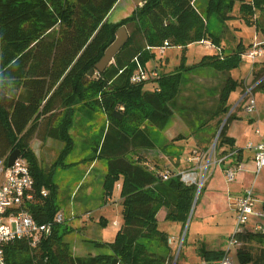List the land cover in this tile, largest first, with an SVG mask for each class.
<instances>
[{
	"label": "trees",
	"instance_id": "trees-1",
	"mask_svg": "<svg viewBox=\"0 0 264 264\" xmlns=\"http://www.w3.org/2000/svg\"><path fill=\"white\" fill-rule=\"evenodd\" d=\"M118 1L0 0V157L18 150L27 162L36 197L42 201L41 205L29 206L31 215L41 224L52 221L57 214L53 178L57 168L69 166L64 160L73 146L68 133L73 113L80 112L91 119L99 111L105 117L101 127L103 136L92 148L90 161L97 158L106 161L103 197L109 198L115 182L122 178L119 197L123 217L112 241L91 242L102 253L74 255L70 243L64 241L65 232L58 230L60 224L35 246L26 239L5 245L6 264H169L172 261L169 237L159 228L156 215L165 208V220L180 223L184 228L197 186L182 182L176 174H167L164 180L150 170L145 160L130 155L153 148L145 125L158 130L166 127L182 80L178 74L152 78L149 88H144L149 80L133 83L131 78L138 66L150 61L152 51L164 42L168 47L181 48L206 42L216 49L217 53L206 54L199 63L188 67V72L210 66L217 72L230 73L242 63L241 55L247 46L238 42L225 54L221 38L207 28L195 0H139L143 2L139 10L118 23H110L108 15ZM208 1L207 15L216 13L222 24L232 20L230 13L236 0ZM223 5L225 8L220 12ZM238 11L244 24L254 25L264 36V0L241 2ZM120 27H125L127 32L131 28L128 41L102 73L94 72L90 76L89 71L114 42ZM253 66L264 73V62ZM257 82L253 90L264 89V78ZM238 86L242 82L231 76L226 79L208 121L227 114L229 94ZM88 91L91 93L86 95ZM80 103L81 108L74 110ZM141 106L148 110L142 114L136 112ZM226 128L220 131L215 152H219V159L234 152L232 157L239 163L242 151L234 148V140L227 136ZM48 138L61 142L63 148L55 161L45 167L30 143ZM41 191L47 192L45 197ZM201 191L202 188L198 196ZM103 223L101 218L99 224ZM235 237L241 244L234 249L236 264H264V232ZM185 238L186 234L182 246ZM152 242L154 247L149 250ZM200 255L207 263H218L225 251L203 248Z\"/></svg>",
	"mask_w": 264,
	"mask_h": 264
},
{
	"label": "rangeland",
	"instance_id": "rangeland-1",
	"mask_svg": "<svg viewBox=\"0 0 264 264\" xmlns=\"http://www.w3.org/2000/svg\"><path fill=\"white\" fill-rule=\"evenodd\" d=\"M208 2V0H195L194 5L206 19L207 28L221 38V47L225 49V54L231 52L238 42L247 46L244 54L254 48H260L264 51V36L257 31L254 25L244 24L241 19L242 15L238 11L240 3H247L249 0H236L235 7L230 13L232 20L225 24L221 23L216 13L207 15ZM142 4L143 2L140 3L139 0H119L108 15V22L118 23L130 16L137 8L139 10ZM223 8H225V5L220 7V12ZM123 10L124 13L120 16ZM130 31L131 28L129 27L128 32ZM215 53H217L216 49L206 42L192 44L185 48L170 46L165 49L163 54H161L160 49H154L152 51L153 58L141 66L145 72H149L152 71L154 63L160 64L162 62L163 65L156 70L157 78L178 74L182 82L173 107V115L166 127L163 130H158L155 127L145 125L154 144L153 148L138 150L130 155V158L138 156L145 160L150 170L158 176L194 172L197 184L200 181L202 182V191L197 197L198 200H196L191 212L184 245L182 246L181 244L178 251L181 234V236L171 240L169 243L172 248V261L169 264H188V258L193 256L192 253L188 254L189 243L197 231L201 233L202 239H205L209 232H211L210 235L212 233L213 235L221 233L223 237L220 238L222 241L220 240V246L217 249H222V247L228 245L226 236L229 233V229H232L230 213L221 209L219 215H217L213 211L209 212L207 210L203 212L200 207L205 199V193H207L209 178L219 170L217 163L220 155L219 152H215L216 142L219 137V135L217 137V134L218 132L220 134L223 127L226 126L228 128L233 123L247 98H253L257 107L264 106V89L259 87L253 90L249 96L242 99L248 88L255 85L261 78H264V73H259V69L253 66L254 63L260 64L264 62V55L253 62L249 60L242 61L239 67L230 73L217 72L210 66H204L188 72V67L199 63L204 55ZM223 55L221 56L223 57ZM229 76L236 82L243 83L242 86H238L229 94V110L227 114L229 111L231 113L234 112L232 118L229 121L228 118L225 120L226 114L208 121L209 113L217 107L219 90ZM153 80L147 81L144 88H149L148 83L153 82ZM243 80L246 82L244 83ZM89 93L91 91H88L86 95H89ZM239 101L241 102L239 103ZM236 104L238 105L235 108ZM81 106L82 103L76 105V107L74 106L73 109L77 110ZM147 110L146 106H141V108L136 109V112L142 114ZM92 117L88 119L82 116L80 112L73 113L72 124L68 131L73 146L71 152L64 160V163L69 166L57 168L53 178V182L56 185V212L62 213L65 219L58 230L65 232L64 241L72 245L74 250L72 252L77 256H86L88 253L95 255L104 252L95 248L89 239H102L110 242L114 239L116 231L123 223L122 206L119 201L122 178L115 182L112 194L109 197L110 201L108 202L106 197H101L102 181L106 173V161L102 158H97L95 166L88 169V164L92 163L90 161L93 157L92 148L100 143L103 136L101 127L105 118L103 112L99 111L94 113ZM205 122L207 124L202 126ZM140 123L143 124L144 122L141 121ZM37 143L40 144L36 141ZM53 145L55 146L53 148L57 157L61 151L60 149L63 148V144L58 142L53 143ZM194 150L204 155L199 158V161L188 162V157L191 156V152ZM212 151L210 164L206 169L208 157ZM42 162L46 163V160L42 159ZM50 163H46L45 167H49ZM194 169L195 171H193ZM38 204L41 205L42 201L36 200L33 203V205ZM100 205H102V208H100ZM163 209L161 208L157 213V215L159 214L158 226L162 228L166 224L169 230L168 233H171L173 226L177 224L175 222H165L160 217L161 212L167 213V210ZM214 214L217 215L216 219L213 217ZM101 218H103V224H99ZM84 219L87 221L86 229L81 227V224L85 223ZM215 222L220 227L219 231L215 230ZM208 226H211L214 230H209ZM171 227L173 228L171 229ZM183 231L184 228H182L181 233ZM214 239L215 241L217 240L216 238ZM208 241L210 242L211 239ZM142 243L145 245L146 241H142ZM153 244L154 242L150 243L149 250L153 249ZM231 256L236 264L234 249L231 252Z\"/></svg>",
	"mask_w": 264,
	"mask_h": 264
},
{
	"label": "built area",
	"instance_id": "built-area-1",
	"mask_svg": "<svg viewBox=\"0 0 264 264\" xmlns=\"http://www.w3.org/2000/svg\"><path fill=\"white\" fill-rule=\"evenodd\" d=\"M168 47V43L164 44L157 48L160 49L161 54L164 53L165 49ZM264 55V51L260 48L253 49L246 54L241 55V60L255 61ZM158 75L156 71L151 73L145 72L141 66H138L136 73L132 76L131 81L133 83H139L143 81L150 80L152 78H157ZM257 82L252 87L248 88L242 99L246 96H249ZM241 99V100H242ZM248 104L245 107V111L248 114H251L256 109V103L253 98H247ZM241 101H239L240 103ZM238 104L234 107L236 108ZM257 134H260V131H256ZM262 141L256 146L249 144L248 149H254V180L253 182L243 190L242 195L238 198L235 208L234 216V231L230 238L228 239V246L225 251V256L218 263H199V264H235L234 258L231 256L233 249L240 247L241 244L236 240V235H245L249 233L247 227L250 223L251 218L257 220H264V201L261 202V210H256L257 200L254 195V188L257 176L262 170H264V133H261ZM213 151L209 154L208 164L206 169L209 166V161L212 157ZM10 154L5 157H0V264H6L4 257V246L10 242L16 240L26 239L29 241L31 246H35L39 240L44 237H47L51 234L52 229L56 225L63 224L65 221L62 213H57L53 220L47 223L39 224L31 215L29 206L33 205L36 200H39L36 197L34 191V180L30 174V170L27 162L22 159L20 156L15 160L12 166L7 165V160ZM203 153L200 154L196 150L191 152V156L188 157V162L199 161V158L203 157ZM235 153L232 152L218 160V162L223 161L226 157L234 156ZM243 170L242 163H236L231 168H229L225 177L228 182L233 181L235 175ZM195 171V169L193 170ZM176 176L186 184H195L197 187H200L202 182L200 181L197 184L195 173H178ZM162 178L166 180L168 175H163ZM41 196L45 197L47 192L41 191ZM255 232H264V225L256 223L254 226L253 233ZM171 240H169V243Z\"/></svg>",
	"mask_w": 264,
	"mask_h": 264
},
{
	"label": "crops",
	"instance_id": "crops-1",
	"mask_svg": "<svg viewBox=\"0 0 264 264\" xmlns=\"http://www.w3.org/2000/svg\"><path fill=\"white\" fill-rule=\"evenodd\" d=\"M123 13H124V10L120 13L121 14L120 16H122ZM162 65H163L162 62H160V64L154 63L153 69L154 68L160 69ZM245 82L246 81H244V83ZM244 102L237 116L235 117V120L227 128V136H229L230 138L234 140V148L242 151L241 159L239 162L243 164V170L238 172L235 175L233 181L228 182L226 180L225 173L229 168H231L236 163L235 162L236 159L229 156V157H226L223 161L218 162L217 165L219 166L218 167L219 170L217 171L216 174L213 173L211 177L209 178V186L207 188V193H205V199L203 200L200 206L203 212H206L208 210L209 212L213 211L215 212V214L219 215L220 210L224 209L226 212L228 211L230 213V217L232 218V229H229L228 231L229 233L226 236V240L230 238V236L232 235L234 231V216H235L236 202L238 198L242 195L243 190L246 187H248L254 180V152L255 151L253 148L248 149L247 146L249 144H251L252 146H256L257 144H259L262 141L261 133H264V106L257 107L256 105L255 111L251 114H248L245 111V107L248 104V100ZM257 130L260 131V134L256 133ZM36 141H38L40 144L38 143L36 144ZM52 142L58 143L59 141L48 138V139H45L44 141H39V140L34 139L30 143L31 149L36 154L38 161L40 162L42 166H45L46 163L55 161L53 160L56 157V153L53 148L55 146L53 145ZM51 144H52V147H51ZM60 150H62V148ZM42 159L46 160V163L42 162ZM96 162L97 160L88 164V169L94 167ZM51 164L52 163H50V165ZM254 195L257 200L256 210L260 211L262 209L261 202L264 201V170L260 172L255 182ZM101 197H103L102 191H101ZM107 200L109 202L110 198L107 197ZM102 205H100V208H102ZM161 213L162 214L160 217L163 218L165 222L170 223V221L165 220L166 213L165 212H161ZM215 214L213 215L214 219H216V216H217ZM158 215H156L157 222H159ZM84 221L85 223L81 224V227H83V229H86L87 221L86 219H84ZM216 222H215L216 224L215 230L219 231L220 227L217 225ZM256 223H260L261 225H264V220L260 221L255 218H251L250 223L247 227L249 233H253L254 226ZM175 224L177 225L173 226L174 228L171 227V229L173 228L171 233H168L169 230L166 224H165L166 226L164 225L162 228L160 227L162 231L167 233L169 240H174L182 235L181 233L182 225L180 223H175ZM208 227H209V230L213 229L211 226H208ZM210 233L211 232L208 233L205 239H202L201 233H199L198 231L195 232L192 238V241L189 243V247H188V254L189 253L193 254L192 257L188 258V264H199V263L205 262L200 255V250H202L203 248L207 250H226L228 245H225V244H224L225 246L222 247V249H217L218 246H220V242L222 241L220 238L223 237V235H221V233L220 234L218 233L215 235H213L212 233L210 235ZM214 238H216L217 240L215 241ZM210 239L211 241L209 242L208 240ZM89 241L90 243L94 241L95 242H107V241H103L102 239L100 240L89 239ZM169 247L171 248L170 245ZM71 248H72V245H71ZM72 251L74 250L72 249ZM234 255H235V250H234Z\"/></svg>",
	"mask_w": 264,
	"mask_h": 264
},
{
	"label": "water",
	"instance_id": "water-1",
	"mask_svg": "<svg viewBox=\"0 0 264 264\" xmlns=\"http://www.w3.org/2000/svg\"><path fill=\"white\" fill-rule=\"evenodd\" d=\"M128 38H129V35H128V32H127L126 28L125 27H120L117 30V32H116V38H115L114 42L104 51L103 56L94 65V68L89 71V75L92 76L94 74V72L102 73L106 69V67L113 61V58L115 57V55L121 50V48L128 41ZM230 113H231V111H229V113L227 114L225 120L228 118ZM218 135H219V132L217 134V137H218ZM19 155H20L19 151L18 150H14L8 157L7 165L9 167L12 166L13 163L15 162V160L19 157ZM199 192H200V187H197V192H196V195H195V199H194V202H193V206H192L191 212L193 210L194 204L196 203V200H197ZM191 212H190V215H189V217L187 219V222L185 224L184 231L182 233V237H181V241H180V245H179L178 251H179L180 246L182 244V241L184 239V236H185V233H186V230H187V226H188V223H189V219H190V216H191Z\"/></svg>",
	"mask_w": 264,
	"mask_h": 264
}]
</instances>
